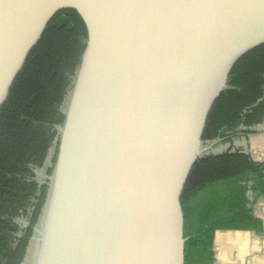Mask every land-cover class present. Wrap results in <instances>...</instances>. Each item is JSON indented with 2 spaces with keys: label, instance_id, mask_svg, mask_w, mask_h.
Masks as SVG:
<instances>
[{
  "label": "water",
  "instance_id": "1",
  "mask_svg": "<svg viewBox=\"0 0 264 264\" xmlns=\"http://www.w3.org/2000/svg\"><path fill=\"white\" fill-rule=\"evenodd\" d=\"M64 9L88 39L31 264H185L181 201L197 162L231 146L264 162V125L203 140L235 66L264 46V0H0V111ZM256 208L264 220V200Z\"/></svg>",
  "mask_w": 264,
  "mask_h": 264
},
{
  "label": "trees",
  "instance_id": "2",
  "mask_svg": "<svg viewBox=\"0 0 264 264\" xmlns=\"http://www.w3.org/2000/svg\"><path fill=\"white\" fill-rule=\"evenodd\" d=\"M87 39L79 12L60 11L0 111V264H21L26 257L48 196L36 171L44 168L64 123V106ZM263 123L264 46L235 66L228 89L209 116L203 140L233 143L256 134L253 129ZM262 200L264 162L233 146L202 157L181 201L185 264H216L219 232L264 233V220L256 212ZM21 218L31 222L30 229L16 224Z\"/></svg>",
  "mask_w": 264,
  "mask_h": 264
},
{
  "label": "crops",
  "instance_id": "3",
  "mask_svg": "<svg viewBox=\"0 0 264 264\" xmlns=\"http://www.w3.org/2000/svg\"><path fill=\"white\" fill-rule=\"evenodd\" d=\"M215 249L218 264H264V233L222 231Z\"/></svg>",
  "mask_w": 264,
  "mask_h": 264
},
{
  "label": "flooded vegetation",
  "instance_id": "4",
  "mask_svg": "<svg viewBox=\"0 0 264 264\" xmlns=\"http://www.w3.org/2000/svg\"><path fill=\"white\" fill-rule=\"evenodd\" d=\"M264 125V123L263 124H261V125H259V126H257L256 128H254L253 129V131H257V128H259V127H261V126H263ZM254 135H256V134H254ZM254 135H251V136H254ZM250 136V137H251ZM249 137V138H250ZM246 138V137H245ZM54 147H55V145H54ZM54 147L52 148V152L50 153V156H49V158H48V160H47V162H46V164H45V166H44V168L42 169V170H44V176H43V180H39V178H38V175H37V179H38V184L40 185V187H47L48 188V190H49V176H51L52 175V164L54 163V159H53V152H54ZM249 154V153H248ZM42 170H37L36 171V174H37V172L38 171H42ZM43 212V211H42ZM41 218V217H40ZM39 222H40V219H39ZM16 224L21 228V229H23V228H31V226H32V224H31V222L30 221H27L25 218H21V219H18L17 221H16ZM25 225V226H24ZM39 225V223H37V225H35V227L33 228V235H32V237H31V239L33 238V236H34V234H35V229L37 228V226ZM30 244H31V240H30V243H29V247H30ZM29 247H28V249H27V253H26V257H25V259L23 260V262L21 263V264H26V263H28V264H31L32 263V261H33V255H29Z\"/></svg>",
  "mask_w": 264,
  "mask_h": 264
},
{
  "label": "rangeland",
  "instance_id": "5",
  "mask_svg": "<svg viewBox=\"0 0 264 264\" xmlns=\"http://www.w3.org/2000/svg\"><path fill=\"white\" fill-rule=\"evenodd\" d=\"M262 158L264 159V153L262 154Z\"/></svg>",
  "mask_w": 264,
  "mask_h": 264
}]
</instances>
